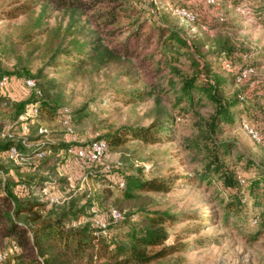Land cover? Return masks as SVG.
Masks as SVG:
<instances>
[{
    "label": "rangeland",
    "instance_id": "374dc122",
    "mask_svg": "<svg viewBox=\"0 0 264 264\" xmlns=\"http://www.w3.org/2000/svg\"><path fill=\"white\" fill-rule=\"evenodd\" d=\"M116 2L120 5H117L118 19L110 25L105 16L100 17L107 12L105 6L86 12L62 11L42 1L0 0V72L14 77L16 72L26 68L41 85L53 82L59 111L52 117L42 115L38 123L48 128L45 141L51 143L65 142L66 131L58 118L64 107L72 110L76 135L86 143L97 138L107 139L124 127H148L156 117L170 114L169 139L164 135L162 142L146 144L126 137L118 148L111 150L108 162L114 164L123 159L125 172L129 176L141 174L144 180L174 176L185 179L168 194L136 192L134 197L128 198L117 188L116 176L111 181L96 173L97 177H83L81 170L71 171L65 162H59L52 173L46 170L51 178L48 175L37 177L36 186H43L44 181L39 179L47 180L56 195L64 200L57 205L59 208L72 198H84L80 205L90 201L87 214L96 215L104 222L109 221L108 210L112 207L121 209L135 221L141 219L142 212L167 211L180 216V221L169 229L171 239L187 231L188 250L153 264H264V239L251 242L247 225L225 221L223 202L228 196L221 182L212 176V183L199 181L198 175L206 172V162L212 152L204 143L201 147L196 143L201 141L198 139L200 125L204 127L210 119L213 106L204 101L201 107L192 110L186 104H177L175 92L181 86V77L194 74L189 51H183L180 59L172 62L181 77L170 72L165 65L167 61L157 51L162 25L194 44L197 54L216 69L223 70L224 63L212 54L215 36L229 37L235 48L241 50L237 53V56L243 55L240 64L253 69L238 75L239 65L230 73L233 78L238 75V83L226 86V92L239 91L241 105L239 113H235V122L220 124L215 139L230 147L227 153L220 151L221 161L230 172L247 182L264 171V136L260 141L254 139L247 126L252 120L264 118V16L258 21L248 8L238 9L240 4L249 5L254 0H220L218 6H210L203 0L198 26L190 16H178L172 9L181 6V0ZM203 9L209 13L210 22L202 18L206 15ZM14 10L20 13L10 19ZM211 22L217 24L214 30L201 27ZM221 23L226 25L221 26ZM141 24L150 41L147 51L138 48L140 56L117 59L102 67L90 64L81 72L74 70L79 48L94 37L99 38L105 48L118 52ZM150 55L154 58L147 57ZM159 60L163 63L159 64ZM130 91H153L155 95L145 102L125 104L124 93ZM10 92L23 96L17 83L10 87ZM243 96L246 99L243 100ZM3 121L0 119V132L9 123L13 131H20L16 119ZM33 131L37 138L38 129Z\"/></svg>",
    "mask_w": 264,
    "mask_h": 264
},
{
    "label": "trees",
    "instance_id": "16d2710c",
    "mask_svg": "<svg viewBox=\"0 0 264 264\" xmlns=\"http://www.w3.org/2000/svg\"><path fill=\"white\" fill-rule=\"evenodd\" d=\"M32 1L46 2L62 11L81 10L86 12L99 6H105L107 12L100 17L105 16L110 25L115 24L118 19L117 5L119 4L116 2L117 0ZM181 1L183 3L181 6H175L172 9L177 12L184 11L186 15L192 17L193 23L199 26L203 0ZM209 1L206 0L208 5L218 6L220 0H214V4ZM244 8L249 9L253 19L258 21L263 19L264 0H254L249 5L242 3L238 7L241 10ZM19 13L14 10L11 12L10 19L17 18ZM204 13L206 15L202 18L206 23L210 22V16L206 9ZM221 21L224 20L221 19ZM206 23L201 27L207 31L216 28L217 24L211 22L206 26ZM215 37L212 47L215 51L212 54L224 63H222L223 70L212 67L213 65H210L204 57L197 54V47L194 44L184 40L178 33L169 30L164 25L159 29L157 51L167 61L165 65L170 72L176 73L174 76L178 77L181 75L172 62L178 61L183 51H189L194 74L189 77H181V86L175 92L177 104L178 106L186 104L192 110L196 106L201 107L204 101L213 106V114L210 119L204 123V127L203 124L200 125L198 139L201 141L196 143L198 147L204 143V146L211 147L209 149L212 152L206 162V172L198 175L199 181L207 180L212 183L210 179L212 176L221 182L228 196L227 201L223 202L225 221L228 223L233 220L236 225H247L250 229L248 239L251 242H257L264 239V171L250 181L240 180L238 176L227 169L220 159V151L224 150L227 153L230 147L215 139L220 124L235 122L234 117L239 113L238 109L241 105L240 92L234 89L231 94H228L226 86L238 83V75L253 68L240 64L243 62V55L237 56V53L241 50L235 48L229 37L220 34ZM149 41L150 36L145 34L143 24L131 32L118 52L105 48L100 44V39L94 37L88 44L79 48V58L76 60L74 70L81 72L90 64L102 67L116 62L117 59L138 57L141 55L138 48L142 47L145 49L144 51H147ZM147 57L154 58L151 55ZM162 63L163 61L159 60V64ZM239 65L241 72L236 78H233L230 73ZM3 77L13 79L14 83L20 86V94L23 96L17 97L13 93L6 96L0 92V119H4L5 122L9 119H16V124L18 123L20 126V131H15L18 136L23 134L24 126L29 124V132L25 135L26 144L23 143V140L15 141L3 138L2 132H0V252L9 253L3 264H153L186 253L190 246L185 241L187 231H182L172 240L169 229L177 221H180V216H174L167 211L142 212L141 219L135 221L121 209L112 207L108 210L109 221L104 222L97 219L96 215L89 216L87 214V205L90 204V201L88 204L80 205L84 198H81L82 200L80 197L72 198L65 206L59 208L57 205L49 206L42 202L38 196H35L32 188L36 186L37 177L45 176V172L48 171L52 173L55 170L53 168L58 166L59 162H65L71 171L74 168L81 170L83 177H97L94 174L96 173L111 181L116 176L117 188L128 198L134 197L136 192L168 194L185 178L174 176L165 179L144 180L141 174L129 176L125 172L123 159L120 160L122 166L109 174L101 172L100 166L88 168L75 156L68 154L66 142L51 143L45 141L46 135L40 134L41 128H47L38 124L41 116L52 117L59 111L60 104L57 93H55L57 88L53 82L49 81L41 85L39 79L31 76L26 68L16 72L14 77L0 72V79ZM29 79L36 82V87L25 91L24 84ZM171 87L176 90L175 85ZM154 95L153 91H130L124 93V100H122L125 104H134L145 102ZM242 99H246L245 96ZM34 106L39 109L38 116L25 119L23 116L29 115ZM65 108L68 107L61 108L58 116L62 127V113ZM246 108L249 110V107ZM72 115L74 124L73 112ZM170 121H172V117L167 114L163 117H156L148 127L138 129L124 127L115 134L107 136V139L97 138V140L106 141L110 152L118 148L126 137H132L146 144H156L164 140L162 138L164 135L165 139H169L168 125L172 123ZM247 126L258 132L263 139L264 118L252 120ZM35 128L38 129L37 138H34L33 135ZM90 142L85 144L88 145ZM13 146H16L25 157L26 165L18 166L10 161L8 151ZM41 154L44 156L40 157ZM49 174L48 176L51 178V174ZM120 178L124 180V187L119 185ZM23 185L27 186L28 190L23 189ZM112 210L120 212L123 219L114 222ZM98 221H102L106 227H101Z\"/></svg>",
    "mask_w": 264,
    "mask_h": 264
},
{
    "label": "built area",
    "instance_id": "2783aa9c",
    "mask_svg": "<svg viewBox=\"0 0 264 264\" xmlns=\"http://www.w3.org/2000/svg\"><path fill=\"white\" fill-rule=\"evenodd\" d=\"M210 3L214 4V0H210ZM178 14L180 16L187 17L184 11H179ZM189 17V16H188ZM192 19V17H189ZM14 85L13 79L9 77H3L0 79V92L6 96H10V87ZM36 82L34 80H26L24 84V90L27 89H35ZM39 114V109L37 107H32L29 115H24L25 119L35 118ZM62 123L63 128L65 129V142L68 145V154L70 156H75L77 159L82 161L85 166L91 168L93 166H100L101 172L103 173H111L114 169L120 168L122 166V162L117 160L114 164H109L108 157L110 154L109 146L104 140H92L88 145L85 143L84 138H78L76 135L74 125H73V115L72 111L69 108H65L63 110ZM251 130V134L254 139L260 141L262 140L261 136L253 129ZM29 132V124H26L23 128V134L18 136L15 131H13V125L9 123L6 126L5 130L2 131V137L13 139L15 141L23 140V143L26 144L25 135ZM40 134L49 135V130L47 128H41ZM86 145V146H85ZM44 154H41L40 157H43ZM8 158L10 161H13L18 166H24L27 163V160L19 151L16 146H13L8 151ZM85 179V178H84ZM120 187H124V180L120 178L118 180ZM23 189L28 190L27 186L23 185ZM35 192V196H38L40 200L44 203H47L49 206L60 205L64 202L62 199L56 195L53 191V186L49 184L48 181L43 183V186H34L32 188ZM112 219L114 222H119L123 219V216L117 210H112ZM98 224L101 227H106V225L102 221H98ZM8 252H0V264H3L8 257Z\"/></svg>",
    "mask_w": 264,
    "mask_h": 264
},
{
    "label": "crops",
    "instance_id": "0c3cea01",
    "mask_svg": "<svg viewBox=\"0 0 264 264\" xmlns=\"http://www.w3.org/2000/svg\"><path fill=\"white\" fill-rule=\"evenodd\" d=\"M48 174H49L48 172H45V174H44V175H45V176H47Z\"/></svg>",
    "mask_w": 264,
    "mask_h": 264
}]
</instances>
